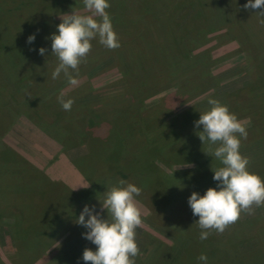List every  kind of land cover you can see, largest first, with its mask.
Returning <instances> with one entry per match:
<instances>
[{
    "label": "rangeland",
    "instance_id": "rangeland-1",
    "mask_svg": "<svg viewBox=\"0 0 264 264\" xmlns=\"http://www.w3.org/2000/svg\"><path fill=\"white\" fill-rule=\"evenodd\" d=\"M247 2L108 0L106 11L120 47L109 50L93 39L78 75L72 72L78 83L70 85L63 73L52 79L59 61L48 38L58 34L65 14H90L82 0H0V263L23 264L37 256L23 247L44 245L42 259L32 264H84V249L95 251L96 246L82 237L87 230L76 220L88 205L110 221L102 203L107 191L120 186L124 173V181L141 189L135 197L142 219L135 230L140 249L135 264H203L196 243L201 241L195 224L199 218L187 201L192 192L203 196L214 181L210 170L196 173L200 165L186 161L180 152L184 146L177 152L170 147L182 132L181 127L169 131L174 127L170 119L184 117L198 104L208 111L209 99L239 117L251 107L254 115L238 118L247 130L239 151L249 160L248 171L264 180V82L254 83L255 77L264 79V17L256 14L259 10H245ZM194 10L196 17L191 16ZM189 17L188 30L181 32ZM33 34L34 42L27 43ZM40 48L46 49L44 56L38 54ZM150 50L154 57L149 59ZM204 72L217 81L193 96ZM140 80L144 86L137 96L134 86ZM175 80L178 86L169 84ZM239 90L244 93L236 97ZM61 96L74 100L70 111L58 103ZM127 112L132 113L125 116ZM82 114L96 125L89 129ZM27 115L42 117L44 125L61 119L49 135ZM159 121L164 134L157 129ZM153 137L163 141L158 140L162 145L150 159L145 150ZM202 144L207 153L194 145L198 159L216 158L214 146L207 140ZM118 165L130 167L116 170ZM239 220L222 234L213 233L204 245L237 249L232 264H264V206H253L251 214L242 211ZM56 230L51 239L44 236ZM245 232L254 236L259 250L251 240L244 246L229 241L232 235L240 240ZM17 234L21 242L14 244L12 235ZM184 246H191L190 255Z\"/></svg>",
    "mask_w": 264,
    "mask_h": 264
},
{
    "label": "clouds",
    "instance_id": "clouds-1",
    "mask_svg": "<svg viewBox=\"0 0 264 264\" xmlns=\"http://www.w3.org/2000/svg\"><path fill=\"white\" fill-rule=\"evenodd\" d=\"M82 2L85 11L90 14H65L57 26L58 34L48 38L51 40V54L59 61L52 72V79L59 78L63 73L70 85L78 83L72 72L78 75L79 65L90 53L93 39L98 38L99 43L109 50L120 47L106 11L110 7L108 0ZM243 7L245 10H259L256 14L264 17V0H248ZM34 40L35 35H30L27 43ZM45 52V48L38 50L41 56ZM57 99L63 110H71L73 99L65 100L62 96ZM208 104L210 109L199 115L194 127L202 126L198 136L202 143L207 140L217 145L213 154L222 166L212 171L217 187L208 188L203 196L192 192L187 201L192 215L199 218L195 224L201 229V241L207 240L213 233L222 234L239 220L242 211L251 214L253 206H264V180L248 171L249 160L239 151L241 138L247 139L244 124L218 100L209 99ZM118 184L120 186L105 193L102 203V210L111 216L110 221L101 219L94 206L90 208L88 205L83 207L76 220L87 230L82 237L96 246L95 251L84 249V264H135V257L140 254L135 230L142 224V219L135 197L140 195L141 189L124 180ZM198 260L207 264L208 257L202 253Z\"/></svg>",
    "mask_w": 264,
    "mask_h": 264
},
{
    "label": "trees",
    "instance_id": "trees-1",
    "mask_svg": "<svg viewBox=\"0 0 264 264\" xmlns=\"http://www.w3.org/2000/svg\"><path fill=\"white\" fill-rule=\"evenodd\" d=\"M192 4V3H191ZM154 6H155V4H154ZM166 8L167 9H169L170 10V6L169 5H167L166 4ZM216 12L218 11V9H216L215 10ZM209 13V15H210V11L208 12ZM212 13V12H211ZM191 16H194V17H196V10H194V11H192V14H191ZM189 22H190V17L189 18H187L186 20H185V22L183 23V25H185V28L183 29V30H180L181 32H185V31H187L188 30V27H187V25L189 24ZM182 25V26H183ZM137 41V40H136ZM146 53H143L142 55H145ZM147 54H149V59L150 58H153L154 57V55L152 54V50H150L149 52H147ZM155 66H157L158 67V65L155 63L154 64ZM203 71H205L204 69H203ZM147 73H149V72H147ZM205 73V72H204ZM205 75H206V77L199 83V84H197L195 87H194V89H193V96H199V95H201V94H203L204 92H207V89H209V88H212V85L214 84V83H216V79L215 78H213V77H211L210 76V74H208V73H205ZM152 77H150V79H151ZM258 80H263V82H264V79H261L260 78V76H258V77H255L254 78V83H256L255 81H258ZM177 80H175L174 82H170L169 84L170 85H173V86H178L177 85ZM140 85H136V86H134V88H137V96H139V94H138V92H142V86H144L143 84H142V82H141V80H140V82H138ZM123 87V86H122ZM123 88H125V87H123ZM246 90V89H245ZM129 91L131 92V94L133 93V91L131 90V89H129ZM239 92H242V93H244L242 90L240 91H237V94H236V97L237 96H239ZM131 94H129V95H131ZM133 96H136V93L135 94H132ZM41 102H43V103H45L46 102V100H44V98H40L39 99ZM45 101V102H44ZM142 101V100H141ZM239 101V100H238ZM239 102H242V101H239ZM47 103V102H46ZM203 109H204V106H203V104H198V106L196 107V108H193V109H189L188 110V112H186L185 113V116L184 117H182V118H180V117H178V115H176V116H174V117H172L170 120L172 121V126H174L173 128H171L169 131H174V130H176L177 128H179V127H181V130H182V132L180 133V137H181V139H179V141L178 142H173L171 145H170V147H172L173 148V150H175L176 152L177 151H179L180 150V147L179 146H184V149L182 150V151H180V152H182L181 154H182V156H187L188 157V159H186V161H190L191 163H193V161H195L196 162V164L198 163L199 165H200V167L198 168V169H196V173H204V172H206L207 170H210V174H211V176H213V172L212 171H214V170H216V168L220 165V162L217 160V158H213V157H209V156H206V157H203V158H200V159H198V151H196V150H194V148H195V146L194 145H201V147H202V151H204L205 153H207V150L205 151V148H204V146H203V144H202V142H201V140L199 139V135H200V133L199 132H201L202 130H203V128H202V126H200V127H194V121H197L198 119H199V115L200 114H203L204 112H203ZM238 112V111H237ZM132 112H127V113H124V115L126 116V115H130ZM249 114H251V115H254V111H251V107H248L247 108V111L243 114V115H241L240 117H239V115H236L237 116V118H239V119H241L242 117H244V116H246V115H249ZM83 115V114H82ZM89 116V115H88ZM83 119H85V125H87V127L89 128V129H91V128H93L95 125H96V123H95V121L93 120V119H91V117L89 116V117H87V115L86 116H84L83 115ZM178 117V118H177ZM263 117H264V115H263ZM27 118H32L34 121H36L37 122V124L38 125H40L43 129H44V131L45 132H47L48 134L49 133H51V129H52V127L54 126L53 124L54 123H57L58 122V120H60L61 119V116H59V117H57V120H55L53 123H47V124H45L44 125V123L46 122H44V120H42V117H39L38 115H27ZM180 118V120H178ZM82 119V120H83ZM94 121V122H93ZM93 123H94V125H93ZM160 123H162V121H159V127L157 128V125H156V128L159 130V129H162L160 132H159V134H164V130H163V127L164 126H162ZM61 128V127H60ZM46 129H48L47 131H46ZM67 129H70V127H67ZM132 131V130H131ZM70 132V131H69ZM176 132V131H175ZM132 133H134V131H132L131 132V134ZM130 134V133H129ZM50 135V134H49ZM153 138H155L154 139V142H153V145L150 147V149L149 150H145L151 157H150V159L152 158V157H154L156 154H158V147H161V145L162 144H158V140L162 143V141L163 140H161V139H157V137H153ZM180 144V145H179ZM211 144V143H210ZM213 145V144H212ZM123 147V145H120L119 143H118V149L119 150H122V147ZM191 146V147H190ZM214 146V149H215V147H217V145H213ZM175 152V155L177 154ZM199 152H200V150H199ZM201 153V152H200ZM119 156H121V155H119ZM175 157V156H174ZM173 157V160L174 161H177L175 158ZM201 157V156H200ZM138 159V158H137ZM140 161V160H139ZM149 162H150V160H148ZM199 161V162H198ZM138 162V161H137ZM140 163V162H139ZM138 163V164H139ZM129 164H131V163H129ZM255 166V165H254ZM126 167H130V166H128V165H126V166H124V167H122V166H120V165H118V167H117V169L116 170H118L119 168H122V169H125ZM135 170H141V168L139 167V166H132ZM1 168V167H0ZM207 169V170H206ZM113 168L111 169V172L112 173H114L113 172ZM115 170V171H116ZM127 175H125L124 173H122L121 174V177H120V179H123V180H126L127 179ZM214 181V180H213ZM217 183L218 182H216V181H214V182H212L211 183V186H212V188H216L217 187ZM218 190V189H217ZM157 206V205H156ZM155 206V207H156ZM153 205H151V207L149 206V208H155ZM158 207V206H157ZM255 222H257L258 224H259V222H260V220H254ZM240 222H241V220H239V221H237V222H235L234 224H232L233 226H235V225H238V224H240ZM177 224V223H176ZM177 225H181V224H177ZM246 226V225H245ZM181 227H182V225H181ZM59 228H63L64 229V227H62V226H60ZM246 228V227H245ZM185 228L184 227H182V232H183V230H184ZM254 228H252V234H255L256 233V230H253ZM65 230V229H64ZM58 231H59V229H58ZM57 230L55 231V232H48V233H46V235H44V236H48V239L50 238L51 239V237H53V234L55 235L57 232H58ZM247 232H245V233H243V235L242 234H240L239 236H240V240H238V241H236V238L238 237H236V236H234V235H232L230 238H231V240H229L230 242H242V243H240V244H242L243 246H244V244H247L248 242H246V241H248V240H251V241H254L255 243L253 244V247L254 248H258V250H259V247H258V245H257V242L255 241V239H254V236L253 235H250V234H246ZM250 233V232H249ZM50 234H52V235H50ZM242 235V236H241ZM12 237H13V242H14V244L17 242V239H18V234L17 235H12ZM184 238V237H183ZM19 240V242H21L20 241V239H18ZM182 240V236H181V234H180V241ZM177 241H179V239H177ZM188 242V241H187ZM203 242H205V240L204 241H198V242H196V243H199L197 246H199V247H201L200 248V250H203V252L202 253H204V254H206L207 255V257H208V260L210 261V264H232V261L234 260V259H231V257H235L233 254L235 253V252H237V249H235V248H231V247H224L223 248V250H220V249H218L215 245H212V244H209V245H204V243ZM23 243V242H22ZM185 243H186V241H183V244L185 245ZM189 243V242H188ZM196 243L194 244V245H196ZM17 244V243H16ZM193 245V246H194ZM232 245V244H231ZM241 245V246H242ZM24 246V245H23ZM44 245L43 246H38L37 247V249H35L34 247H30V248H26V247H23V249H22V251H24L25 253H27L28 255L29 254H32V255H37L36 257H34V258H32L31 260H29V261H26V260H24V262H23V264H32V263H37L38 261H40L41 259H42V256H43V254H44V252H43V249H44ZM252 247V248H253ZM252 248H250V249H252ZM39 250V251H38ZM194 250H196V249H194ZM193 250V251H194ZM199 250V251H200ZM182 251L183 252H188V254L190 255L191 253V246H188V247H183L182 248ZM254 251V250H253ZM252 252V251H251ZM255 252V254H257L258 252L257 251H254ZM261 253V252H260ZM210 254V255H209ZM249 255H251V254H249ZM230 258H229V257ZM37 257H38V259H37ZM215 257V259H213ZM255 257H258V256H255ZM26 258V257H25ZM239 259L237 258V261H238ZM1 262V261H0ZM0 264H2V263H0ZM238 264H240V263H238Z\"/></svg>",
    "mask_w": 264,
    "mask_h": 264
},
{
    "label": "crops",
    "instance_id": "crops-1",
    "mask_svg": "<svg viewBox=\"0 0 264 264\" xmlns=\"http://www.w3.org/2000/svg\"><path fill=\"white\" fill-rule=\"evenodd\" d=\"M28 162H29V164L32 165L34 168L37 167L36 164H34V163H36V162H33L32 160H31V161H28ZM36 169H37V168H36Z\"/></svg>",
    "mask_w": 264,
    "mask_h": 264
}]
</instances>
